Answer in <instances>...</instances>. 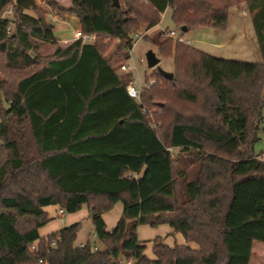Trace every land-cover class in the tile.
Masks as SVG:
<instances>
[{"label": "trees", "instance_id": "obj_1", "mask_svg": "<svg viewBox=\"0 0 264 264\" xmlns=\"http://www.w3.org/2000/svg\"><path fill=\"white\" fill-rule=\"evenodd\" d=\"M9 5L13 17L3 16ZM48 5L75 14L95 38L62 45L36 0H0V264H251L254 241L264 244V152L255 151L264 130V0H247L261 62L213 56L157 32L148 42L173 60L174 78L152 73L158 82L140 101L105 40H119L127 58L134 31L158 25L168 6L188 30H226L228 7ZM44 42L55 51L43 54ZM118 203L123 213L109 230L103 215ZM49 206L65 214L87 206L98 242H76L81 222L41 237ZM143 224H168L186 243L157 237L151 258L137 234Z\"/></svg>", "mask_w": 264, "mask_h": 264}, {"label": "rangeland", "instance_id": "obj_2", "mask_svg": "<svg viewBox=\"0 0 264 264\" xmlns=\"http://www.w3.org/2000/svg\"><path fill=\"white\" fill-rule=\"evenodd\" d=\"M39 7L44 10L46 15L48 16L49 22L52 24V29L54 30V34L60 40V44L65 45L70 43L75 39V32L79 30L80 23L79 19L75 14H68L67 12H61L58 9H53L48 5V1L52 0H36ZM60 6L68 8L71 4V0H56ZM212 5L216 7H228L233 5L234 8L245 7L247 4V0H207ZM32 13V11H29ZM3 15L5 17H13L12 16V6L9 5L5 9ZM173 12L172 8L168 6L165 9V13L162 15L161 22L156 25L154 28L149 30L145 36L140 39L133 50V54L131 58H124L125 53L124 50L120 48L119 40L106 39L105 44H107L106 53L113 61H119L117 64L118 72L128 74L130 73L133 76V79L129 82H133L136 86L144 85L146 81H149L151 78H157V75H152V73L164 70L171 71L173 68V60L172 59H163L160 57L161 62L155 66L149 68L146 53L150 48L154 49L156 52V48L153 44L148 42V38L156 34L157 32H161L166 29H173L181 34L182 40L186 43L191 44L195 48H200L208 53H212L216 56H223L227 59H235L240 61H249V62H261L262 54L259 47V42L256 38L255 28L252 27V30L245 29L241 24L237 22V17L232 19L229 30H220L215 27L208 26H197V28L190 29L188 31H181L179 27L175 25L172 18ZM239 25H238V24ZM139 32L147 31L145 28L141 27L140 29H136ZM10 32H13L10 30ZM41 52L43 54H51L55 51L56 46L50 43H43L41 46ZM157 53V52H156ZM220 56V57H221ZM123 63H127L130 65V71L122 72L120 70V66ZM149 79V80H148ZM158 82V81H157ZM1 121V117H0ZM263 131L259 132L260 140L255 145V151L262 153L264 152V136ZM174 153V151H173ZM88 207L84 206L80 211L79 215L82 217L83 223L81 229L77 234L76 242H86L90 241L91 243H97L98 239L96 235H94V225L91 218L88 216ZM48 211L50 214H54V223L63 225L68 221L70 215L68 213L65 214L64 217H58L55 215L54 206H50ZM111 222V221H110ZM142 238L145 237V234L140 231ZM147 244L149 240H146ZM253 257L251 259V264H264V244L260 241H254L253 243ZM147 252L152 255V250H150V244L147 247Z\"/></svg>", "mask_w": 264, "mask_h": 264}, {"label": "crops", "instance_id": "obj_3", "mask_svg": "<svg viewBox=\"0 0 264 264\" xmlns=\"http://www.w3.org/2000/svg\"><path fill=\"white\" fill-rule=\"evenodd\" d=\"M229 10H230V17H229L227 30H229V28L231 27L230 24L232 22V19H234V17H237V22L239 24H241V26H243L245 29L252 30V27H254L253 22H252V14H251L250 10H248L247 4L245 5V7L243 6L241 8H234V9H233V5H230ZM154 27H152V28H154ZM210 54L214 56V54H212V53H210ZM219 56H221V55H219ZM221 57H223V56H221ZM224 58H226V57H224ZM263 132H264V130H263ZM263 136H264V133H263ZM49 207H47V210L49 209ZM58 208H59L58 206H54L55 215H57V209ZM87 209H88V216L90 217V210H89V208H87ZM123 209H124V204L118 203L112 210L108 211L107 213H105L103 215V218L105 219V221L107 223V227L109 230L113 229L116 226V224L120 220L119 218L121 217V215L123 213ZM81 210L76 211L75 213H70L69 214L70 217L68 218V221L66 223H64L63 225L58 224V223H56V225L55 224L53 225V223H54L53 220L55 217H54V214H50L51 220L48 224H46L44 227H42L39 230L40 236L46 237V236L50 235L51 233L59 231L62 227L74 224L76 222L83 223L82 217H80V215H79ZM142 230L145 234V237H147V238L141 237L140 231H142ZM137 234H138L140 240H142V241L149 240L147 247L150 244V250H152V240H155V238H157V237L163 238L164 241L170 246L174 245V244H185L186 243L184 236L181 233L174 232L173 227H170L168 224H161L155 228H153L149 225L143 224V225L139 226V228L137 230ZM146 253L149 257L154 258L153 250H152V255H150L147 252V250H146Z\"/></svg>", "mask_w": 264, "mask_h": 264}, {"label": "built area", "instance_id": "obj_4", "mask_svg": "<svg viewBox=\"0 0 264 264\" xmlns=\"http://www.w3.org/2000/svg\"><path fill=\"white\" fill-rule=\"evenodd\" d=\"M148 32H149V30H147L145 32L134 31V33L132 34V46L126 47V52L128 55L126 60L131 58L136 43L140 39H142L145 36V34H147ZM74 37H75V39L81 38V39H83L84 42H87V41H92L95 38V35H88V34L86 35L82 32V30L79 29L75 32ZM162 37L165 39H166V37H172V38L177 39L179 41H183L181 34L178 33L177 31L173 30V29L162 30ZM120 70L122 72H128V71H130V65L127 63L126 64L123 63L120 66ZM157 81H158V79L156 77L151 78L149 81H146V83L144 85H140V86H136L133 82H131V83L127 84L126 90H127L128 94L130 95L131 98L140 101L141 93H142L141 91L145 88L151 87L153 84L157 83ZM260 158H262V156H260ZM57 215H58V217H63L65 215V210L62 207H59L57 209ZM52 244L55 245L56 240H54L52 242Z\"/></svg>", "mask_w": 264, "mask_h": 264}, {"label": "water", "instance_id": "obj_5", "mask_svg": "<svg viewBox=\"0 0 264 264\" xmlns=\"http://www.w3.org/2000/svg\"><path fill=\"white\" fill-rule=\"evenodd\" d=\"M181 27H182L181 31L188 30V27L186 26H181ZM146 60H147L149 68L155 67L161 62L160 57L157 55L155 50L152 48H150V50H148V52L146 53ZM160 72L162 73V75H164L165 77H168L171 80L174 78V75L171 71L160 70Z\"/></svg>", "mask_w": 264, "mask_h": 264}]
</instances>
